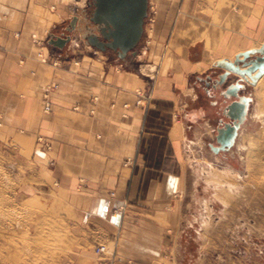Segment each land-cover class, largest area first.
Masks as SVG:
<instances>
[{
  "label": "crops",
  "instance_id": "0c3cea01",
  "mask_svg": "<svg viewBox=\"0 0 264 264\" xmlns=\"http://www.w3.org/2000/svg\"><path fill=\"white\" fill-rule=\"evenodd\" d=\"M80 1L0 0V144L22 150L26 192L55 191L77 222L78 239L115 242V264H150L172 255L201 220L184 131L153 123L150 110L137 105L142 82L109 53L77 45L75 34L63 50L48 44L50 35L64 36L59 30ZM151 1L159 5L157 32L172 22L171 41L189 75L264 43V0ZM51 85L58 88L49 92L46 113ZM156 138L164 139L161 149Z\"/></svg>",
  "mask_w": 264,
  "mask_h": 264
},
{
  "label": "rangeland",
  "instance_id": "374dc122",
  "mask_svg": "<svg viewBox=\"0 0 264 264\" xmlns=\"http://www.w3.org/2000/svg\"><path fill=\"white\" fill-rule=\"evenodd\" d=\"M79 1L71 0L72 4ZM90 1H80L75 16L82 21L84 14L90 15ZM149 1L144 34L136 49L138 57L129 55L123 62L114 53H108L113 63L122 65L120 70H129L142 82L143 90L139 93L144 99L143 107L150 110L153 123L162 125L159 128L164 132L172 124L184 131L180 137L184 144L183 157L188 172L193 173L191 193L199 194L194 197L200 201L195 209L201 214L200 222L185 231L171 258L159 254L150 264H264V101L259 95L261 89L258 83L255 87L249 86L248 93L254 101L236 147L227 156H216L208 148L209 143H214L215 118L193 120L195 115L211 108L203 89H198L195 83L213 69L194 75L183 69V53L171 41L175 39L172 22L158 33L159 5ZM59 31L69 34L64 28ZM73 34L77 36V45H87L79 33ZM180 114L190 116L181 118ZM162 141L164 139L156 138L154 148L161 149ZM3 145L0 144V264H115V242L99 243L96 238L94 243H87L78 239L77 222L72 220L71 212L55 191L46 195L32 190L26 192L22 150ZM100 246L107 248L105 255H96Z\"/></svg>",
  "mask_w": 264,
  "mask_h": 264
},
{
  "label": "water",
  "instance_id": "95a60500",
  "mask_svg": "<svg viewBox=\"0 0 264 264\" xmlns=\"http://www.w3.org/2000/svg\"><path fill=\"white\" fill-rule=\"evenodd\" d=\"M89 6L92 11L85 21L80 20L78 15L74 16L66 28L69 34L61 37L50 35L48 44L63 50L70 44L72 34L77 32L88 46L102 53H114L123 62L129 55L136 57L148 17L149 0H92ZM212 69L221 71L216 88L225 86L221 92L224 101L233 99L224 110V115L232 124H226L224 129L219 130L216 138L221 150L225 151L232 147L246 120L251 99L240 95L246 89L244 83L250 81L254 86L264 76V44L258 49L238 53L234 61L218 60Z\"/></svg>",
  "mask_w": 264,
  "mask_h": 264
},
{
  "label": "flooded vegetation",
  "instance_id": "af4514ba",
  "mask_svg": "<svg viewBox=\"0 0 264 264\" xmlns=\"http://www.w3.org/2000/svg\"><path fill=\"white\" fill-rule=\"evenodd\" d=\"M91 1H90V3H91ZM91 11H92V8H91ZM90 14H91V12H90ZM84 15H85V18L90 16V15L87 16L86 14H84ZM85 18H84V21H85ZM85 25H87V21L85 22ZM215 64L213 65V68H214ZM213 70H215V71H213ZM213 70H209L208 73L205 74L203 77L197 78L196 83H195V86L198 89L199 88L203 89L204 95L209 100V104H210L211 108L207 109L205 112L203 111L204 113L201 115H195V117H193V120H196L199 122L201 119L204 118V120L208 119L210 121V118H212V117L215 118L216 127H215V131H214L215 132L214 143H209L208 148L213 153H215L216 156H227L236 147L237 141L241 135L240 131L243 130L244 127H242V126L245 124V122L247 123V121H248L249 114H250L251 107H252L254 100H253L252 95L248 93L249 86L246 87V89L240 93L241 96H243L247 99H251V101L248 104V109L246 112V120L241 125V127L238 131V136L236 137L232 147H230L229 149H227L225 151L221 150V146L217 143L216 138L219 134L218 133L219 130L224 129L226 124H229V125L232 124V121L228 120L227 117L224 115V110L233 101V99L229 98L226 100L227 102L224 101L225 99L221 96V92L224 91L225 86H222V87L217 86L218 88H216V81L219 79V75L221 74V71L216 70V69H213ZM233 82H234V80H233ZM228 84H230V83H227V85ZM253 87H255V86H253ZM200 126H202V125H200ZM214 149H218V150L215 151Z\"/></svg>",
  "mask_w": 264,
  "mask_h": 264
},
{
  "label": "built area",
  "instance_id": "2783aa9c",
  "mask_svg": "<svg viewBox=\"0 0 264 264\" xmlns=\"http://www.w3.org/2000/svg\"><path fill=\"white\" fill-rule=\"evenodd\" d=\"M42 61L43 62H47V60H46V58H44V59H42ZM54 65H57L56 63H54ZM58 88V86L57 85H51V86H49L48 88H47V90H46V93H45V99H46V105H45V112L46 113H49L50 111H51V104H50V102L48 101V95H49V92L51 91V90H55V89H57ZM144 102V99L143 98H141L140 100H138L137 101V105H139V106H143V103ZM91 113L93 114L94 113V111L92 110L91 111ZM1 118V117H0ZM1 125V124H0ZM49 148V147H48ZM133 164V160H131V159H127V160H125V163H124V166H131ZM106 250H107V248L105 247V246H100V247H98L97 249H96V254L97 255H105V253H106Z\"/></svg>",
  "mask_w": 264,
  "mask_h": 264
},
{
  "label": "bare ground",
  "instance_id": "6f19581e",
  "mask_svg": "<svg viewBox=\"0 0 264 264\" xmlns=\"http://www.w3.org/2000/svg\"><path fill=\"white\" fill-rule=\"evenodd\" d=\"M233 55H234V54H233ZM233 55H232V56H233ZM257 83H258V84H257L258 88L261 89L259 95H261V98H263L262 101H264V78H261ZM244 85H245L246 87H248V86L253 87V86L251 85L250 81H248V82L246 81V83H244ZM254 86H256V85H254ZM260 112H261V110H260ZM252 147H253V145H252ZM252 153H253V148H251V150H250V154H252ZM24 218H25V217H24ZM109 252H110V251H109Z\"/></svg>",
  "mask_w": 264,
  "mask_h": 264
}]
</instances>
